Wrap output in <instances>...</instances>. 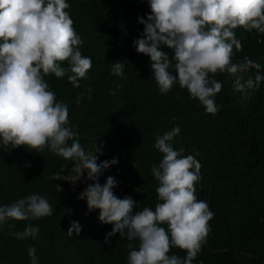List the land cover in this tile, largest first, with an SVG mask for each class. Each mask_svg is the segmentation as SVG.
Returning <instances> with one entry per match:
<instances>
[{
  "label": "trees",
  "instance_id": "1",
  "mask_svg": "<svg viewBox=\"0 0 264 264\" xmlns=\"http://www.w3.org/2000/svg\"><path fill=\"white\" fill-rule=\"evenodd\" d=\"M66 3L70 7L65 11L83 41L79 50L91 58L92 67L78 88L67 76L50 74L45 80L57 102L67 105V126L77 133L83 150L96 154L98 164L118 160L98 182L103 185L113 176L118 182L114 194L136 201L134 212L154 210L160 201L151 168L162 159L155 138L178 126L179 135L170 143L174 150H184L182 156L192 155L201 164L195 195L214 213L211 231L192 264H264V81L258 89L248 90L250 98L244 99L234 88L235 78L218 72L212 78L222 83L214 97L219 111L209 114L178 83L161 94L150 57L136 51L133 41L144 29L138 18L146 19L151 11L147 0ZM234 32L242 50H233L232 62L247 57L261 66L243 73V80L254 79L258 72L264 75V34L243 28ZM161 50L173 55L166 46ZM116 62L124 64L123 76L112 74L110 65ZM72 166L73 161L47 147L40 153L23 146L0 147V206L39 194L53 208L52 216L39 220L0 224V264H31L29 247H35L39 264H127L129 252L138 250V240L129 241L119 233L104 242L113 225L101 223L99 210L89 211L86 201L77 198L93 183L85 179L86 172L75 187L51 179L53 173L67 175ZM56 185L63 191L58 192ZM71 221L79 223V235L67 234ZM29 224L39 228L35 239L13 235ZM173 254L186 256L178 248L171 249L169 255Z\"/></svg>",
  "mask_w": 264,
  "mask_h": 264
},
{
  "label": "clouds",
  "instance_id": "2",
  "mask_svg": "<svg viewBox=\"0 0 264 264\" xmlns=\"http://www.w3.org/2000/svg\"><path fill=\"white\" fill-rule=\"evenodd\" d=\"M150 14L138 18L144 25L139 39L133 41L136 51L150 57L152 76L158 90L166 95L175 84L186 89L190 98L198 99L209 114L219 109L214 97L222 83L212 78L227 73L234 77V88L250 98L264 81L259 72L254 79L243 80V73L260 69V64L245 57L233 63V50L241 51L242 43L234 29L256 30L264 34V0H147ZM66 0H0V147L42 152L47 147L55 155L73 161L67 172L53 173L52 180L67 181L73 187L84 173L93 183L78 195L89 211L99 210V221L112 224V231L129 241L138 240V250L129 252L127 264H192L211 231L209 221L214 213L208 203L198 200L195 184L200 180L201 164L192 155L182 156L170 141L179 135L178 126L157 135L154 147L162 154L151 173L158 181L155 209L135 211L131 197L114 194L118 182L108 176L101 185L99 176L118 160L97 163V155L86 153L77 133L68 127V107L57 102L45 77L67 76L73 87H80L92 67L90 57L79 50L83 41L73 20L65 11ZM162 46L171 49L170 57ZM66 62L67 67L62 64ZM111 66L112 74L123 76L124 64ZM211 74V76H210ZM243 81V82H242ZM90 98V97H89ZM174 119V118H173ZM71 141V143H69ZM101 152V149H97ZM58 192L63 191L56 185ZM139 191V189H137ZM53 215L45 196L32 194L10 205L0 206V224L9 220H39ZM161 225H167V228ZM78 222L71 221L68 235H79ZM39 228L27 225L13 233L20 240L35 239ZM131 247V245H129ZM172 248L186 252L181 258L169 255ZM35 247H29L31 264H39Z\"/></svg>",
  "mask_w": 264,
  "mask_h": 264
}]
</instances>
